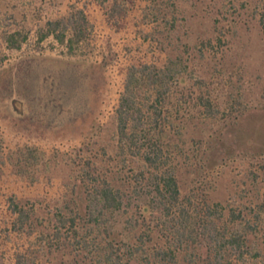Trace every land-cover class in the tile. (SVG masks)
<instances>
[{
	"label": "rangeland",
	"instance_id": "obj_1",
	"mask_svg": "<svg viewBox=\"0 0 264 264\" xmlns=\"http://www.w3.org/2000/svg\"><path fill=\"white\" fill-rule=\"evenodd\" d=\"M150 1L169 12L154 31L167 48L161 54L151 45L154 20L141 17L153 6L148 0H129L117 25L103 19L106 5L96 0H0V231L7 226L1 218L11 222V194L34 208L40 226L83 168L133 172L138 163L116 151L114 108L124 71L169 55L182 82L170 99L175 119L165 142L181 195L240 212L254 228L246 227L247 244L259 243L261 250L249 262L264 264V0ZM75 9L93 23L80 55L65 54L51 38L39 40L48 19ZM14 31L20 47L10 48L5 36ZM199 96L210 100L213 113L203 114ZM80 191L86 194L83 186ZM28 237L2 232L0 264H14V249L19 243L24 250ZM86 250L91 257V247ZM76 252L61 247L39 264H69ZM205 256L179 254L170 264H211Z\"/></svg>",
	"mask_w": 264,
	"mask_h": 264
},
{
	"label": "trees",
	"instance_id": "obj_2",
	"mask_svg": "<svg viewBox=\"0 0 264 264\" xmlns=\"http://www.w3.org/2000/svg\"><path fill=\"white\" fill-rule=\"evenodd\" d=\"M96 1L101 7L106 5V22L117 25L125 21L129 0ZM148 3L153 6L144 7L141 17L154 20L156 26L149 31L154 36L151 45H156L154 50L158 47L156 52L161 54L167 48L159 45L163 42L154 31L161 29L160 21L164 23L169 12L155 2ZM171 17L174 20L173 14ZM260 24L264 32V12ZM92 37L93 23L83 9L48 19L38 36L40 41L51 38L65 54L73 56L80 55ZM5 41L10 48L20 47L18 32L8 33ZM177 65L166 55L161 61L155 56L125 68L114 108L116 151L138 163L132 173L120 174L110 166L103 172L93 166L83 168L80 180L71 185L50 219L40 226L32 206L26 208L15 193L8 197L11 222L8 225L7 218H1L7 225L1 231L7 236L10 231L19 237L26 234L30 239L24 250L17 244L14 264H39L41 256L68 245L80 252L79 257L71 256L69 264H170L179 254L191 260L203 253L211 264H252L249 259L260 256L259 243L247 244L246 227L254 228L249 223L245 226L247 221L242 220L240 212L219 201L200 203L181 195L165 142L175 119L170 99L182 82ZM1 85L5 86L0 81ZM198 102L205 116L213 113L210 100L199 96ZM82 186L86 194L81 193ZM260 231L263 245L264 222ZM33 245L36 254L29 251L34 250ZM89 247L91 257L86 252Z\"/></svg>",
	"mask_w": 264,
	"mask_h": 264
}]
</instances>
